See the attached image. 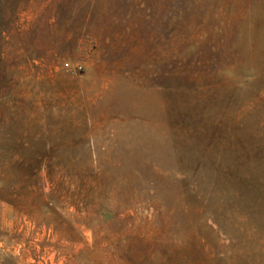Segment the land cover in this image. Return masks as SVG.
<instances>
[{
	"label": "rangeland",
	"instance_id": "obj_1",
	"mask_svg": "<svg viewBox=\"0 0 264 264\" xmlns=\"http://www.w3.org/2000/svg\"><path fill=\"white\" fill-rule=\"evenodd\" d=\"M0 264H264V0H0Z\"/></svg>",
	"mask_w": 264,
	"mask_h": 264
},
{
	"label": "built area",
	"instance_id": "obj_2",
	"mask_svg": "<svg viewBox=\"0 0 264 264\" xmlns=\"http://www.w3.org/2000/svg\"><path fill=\"white\" fill-rule=\"evenodd\" d=\"M67 65V64H66Z\"/></svg>",
	"mask_w": 264,
	"mask_h": 264
}]
</instances>
